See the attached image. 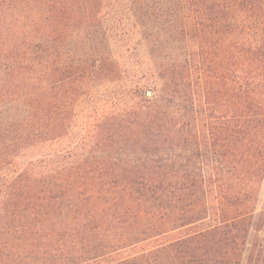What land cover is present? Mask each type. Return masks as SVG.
Returning a JSON list of instances; mask_svg holds the SVG:
<instances>
[{
  "label": "trees",
  "instance_id": "16d2710c",
  "mask_svg": "<svg viewBox=\"0 0 264 264\" xmlns=\"http://www.w3.org/2000/svg\"><path fill=\"white\" fill-rule=\"evenodd\" d=\"M0 264H264V0H0Z\"/></svg>",
  "mask_w": 264,
  "mask_h": 264
}]
</instances>
